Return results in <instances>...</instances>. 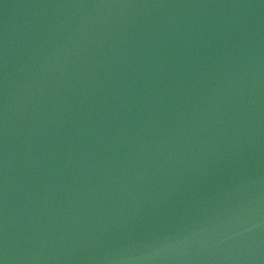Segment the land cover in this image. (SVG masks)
I'll use <instances>...</instances> for the list:
<instances>
[{
	"label": "water",
	"instance_id": "water-1",
	"mask_svg": "<svg viewBox=\"0 0 264 264\" xmlns=\"http://www.w3.org/2000/svg\"><path fill=\"white\" fill-rule=\"evenodd\" d=\"M3 264H264V0H0Z\"/></svg>",
	"mask_w": 264,
	"mask_h": 264
},
{
	"label": "snow or ice",
	"instance_id": "snow-or-ice-1",
	"mask_svg": "<svg viewBox=\"0 0 264 264\" xmlns=\"http://www.w3.org/2000/svg\"><path fill=\"white\" fill-rule=\"evenodd\" d=\"M0 264H3V260H0Z\"/></svg>",
	"mask_w": 264,
	"mask_h": 264
}]
</instances>
